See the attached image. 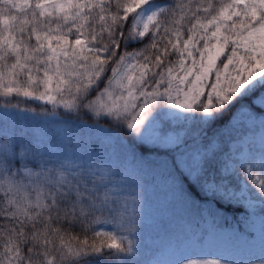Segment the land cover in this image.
I'll list each match as a JSON object with an SVG mask.
<instances>
[{"label": "snow or ice", "instance_id": "obj_1", "mask_svg": "<svg viewBox=\"0 0 264 264\" xmlns=\"http://www.w3.org/2000/svg\"><path fill=\"white\" fill-rule=\"evenodd\" d=\"M0 98V264H264V0H0Z\"/></svg>", "mask_w": 264, "mask_h": 264}, {"label": "trees", "instance_id": "obj_2", "mask_svg": "<svg viewBox=\"0 0 264 264\" xmlns=\"http://www.w3.org/2000/svg\"><path fill=\"white\" fill-rule=\"evenodd\" d=\"M19 99L23 100V98H19ZM3 100H4V98H0V101H3ZM11 103L15 104V103H17V100L16 99H12ZM41 104H42V102H40V101L21 103V107L22 108L36 109L37 111H39V106ZM47 107L49 108V110H51V108H52L51 105H48ZM84 119L88 120L89 122L92 121V117L91 116H86V117H84ZM101 123L107 124L106 121H101ZM154 202H155V198H154ZM152 255H153V253H152L151 248L146 249L144 259L145 260L151 259ZM192 258L193 259H211L213 257L211 255H205V254H202V253L198 252V254H196Z\"/></svg>", "mask_w": 264, "mask_h": 264}, {"label": "rangeland", "instance_id": "obj_3", "mask_svg": "<svg viewBox=\"0 0 264 264\" xmlns=\"http://www.w3.org/2000/svg\"><path fill=\"white\" fill-rule=\"evenodd\" d=\"M255 143H256V146L258 147L259 146V137L257 136L255 138ZM196 250H193V252H195Z\"/></svg>", "mask_w": 264, "mask_h": 264}]
</instances>
